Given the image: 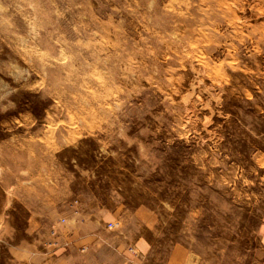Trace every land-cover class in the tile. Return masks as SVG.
I'll return each mask as SVG.
<instances>
[{
	"label": "rangeland",
	"instance_id": "obj_1",
	"mask_svg": "<svg viewBox=\"0 0 264 264\" xmlns=\"http://www.w3.org/2000/svg\"><path fill=\"white\" fill-rule=\"evenodd\" d=\"M63 219L264 264V0H0V264Z\"/></svg>",
	"mask_w": 264,
	"mask_h": 264
},
{
	"label": "crops",
	"instance_id": "obj_2",
	"mask_svg": "<svg viewBox=\"0 0 264 264\" xmlns=\"http://www.w3.org/2000/svg\"><path fill=\"white\" fill-rule=\"evenodd\" d=\"M57 223L50 229L44 249L24 255L20 264H144L143 256H133L134 248L108 240L107 230L99 223ZM140 245V244H139ZM146 260V259H145ZM145 264H148L145 263Z\"/></svg>",
	"mask_w": 264,
	"mask_h": 264
},
{
	"label": "built area",
	"instance_id": "obj_3",
	"mask_svg": "<svg viewBox=\"0 0 264 264\" xmlns=\"http://www.w3.org/2000/svg\"><path fill=\"white\" fill-rule=\"evenodd\" d=\"M62 221H65L64 219ZM114 224L113 223H109V226L112 227ZM57 226L58 224L57 223H54L53 225V231H56L57 230Z\"/></svg>",
	"mask_w": 264,
	"mask_h": 264
}]
</instances>
